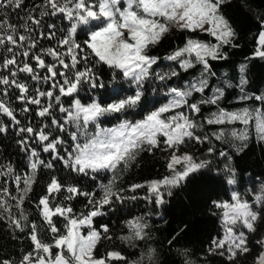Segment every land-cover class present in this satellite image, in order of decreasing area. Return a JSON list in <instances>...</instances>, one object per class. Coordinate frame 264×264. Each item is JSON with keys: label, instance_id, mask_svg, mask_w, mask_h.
Returning <instances> with one entry per match:
<instances>
[{"label": "snow or ice", "instance_id": "snow-or-ice-1", "mask_svg": "<svg viewBox=\"0 0 264 264\" xmlns=\"http://www.w3.org/2000/svg\"><path fill=\"white\" fill-rule=\"evenodd\" d=\"M224 3L225 0H40L28 9L25 0H0V49L9 54L0 58V69L7 72L0 75V116L7 117L13 126H19L18 136L25 134L16 143L20 151L27 154L28 169L17 173L11 162H0V220L9 221V226L21 233L27 229L31 242V250L25 251L18 261L4 257L0 258V264L123 261L126 258L118 251H108L103 256L96 254L102 237H112L108 224L97 228L95 218L104 215L103 210L112 209L115 203L137 199L122 195L124 189L117 188L116 183L119 174L137 161L141 153L151 154L157 149L170 153L166 165L169 175L147 185L133 184L129 189L135 192L147 187L145 199L159 208L166 203V196L173 195V189L183 187L204 170L212 171L211 160L180 152L187 141L209 142V136L198 135L197 130L202 131L206 125L219 126L212 137L229 144L237 154L253 139L264 144V93L247 94L242 86L246 81L242 79V94L237 101H252L254 106L236 110L221 107L225 96L223 88H216L210 96L204 97L209 89L208 78L214 75L210 61L226 60L228 55L223 49L237 47L233 43L236 32L221 11ZM20 9L25 10L23 16L18 15ZM11 13H17V21H13ZM46 17H61L68 26L45 25ZM88 25L92 28L81 42L77 38L78 30ZM45 27L47 31H39ZM173 29L204 33L215 41L189 38L165 57L185 72L197 66L202 69L200 78L185 88L168 87L167 82L179 73L158 71L154 66L160 58L151 54ZM58 32L62 34L58 36ZM42 39L54 40L55 44L45 48L39 44ZM252 58L264 59V25ZM101 66L111 70L113 81L127 82L131 94L121 97L123 87L117 85L108 102L95 96L82 102L79 97L82 90L95 93L106 87L103 73L98 71ZM246 68V64H241L240 72L244 73ZM41 70L46 74L41 75ZM20 73L26 74L37 86L30 88L18 78ZM150 81L160 83L165 102L146 95L145 86ZM42 83L49 87L42 89L39 86ZM13 89L18 93L15 99L22 105L21 114L31 113L35 106V116L40 121L37 126L31 122L20 126L17 109L10 102ZM196 93L201 99L190 102ZM65 98L71 100L66 103ZM204 105L215 106L216 110L199 120L197 117ZM137 107L147 112L142 119L121 118ZM106 117L118 122L106 126ZM52 130L58 134L53 135ZM7 131V126L0 125V133ZM32 143L39 144L43 153H50L51 159H42ZM215 151L214 147H209L207 154L210 156ZM219 156L232 159L224 150ZM54 161L60 162L70 173L91 181H97L103 173H110L111 178L98 185L100 195L97 196L95 191H84L76 184L66 185L52 176L37 204L44 226L42 237L37 224L29 221L24 204L36 182L37 172L41 168L54 169ZM225 170L229 173L227 183L235 185V169L225 165ZM64 192L68 193L63 197L66 201L85 197L88 210L76 212L71 204L55 202ZM254 204L264 208V184L253 194L252 202L242 198L238 191L231 193L230 200L213 201L214 207L220 210L222 235L212 239L210 252L220 256L227 254V259L234 261L238 254L250 251L248 233L256 231L255 224L261 215ZM55 218L63 221L62 226H58ZM125 227L128 235L120 239L129 244L148 236L149 224L144 216L127 219ZM256 243L264 246V238ZM154 259L155 249H149L132 264H145V261L154 264ZM185 264L192 261L186 260ZM256 264H264V251L256 258Z\"/></svg>", "mask_w": 264, "mask_h": 264}, {"label": "trees", "instance_id": "trees-1", "mask_svg": "<svg viewBox=\"0 0 264 264\" xmlns=\"http://www.w3.org/2000/svg\"><path fill=\"white\" fill-rule=\"evenodd\" d=\"M38 3H40V0H25V5L28 9H31L33 4ZM221 11L236 32L233 43L237 47H226L223 49L228 55L226 60L210 61L214 75L208 78L209 89L204 93V97L210 96L216 88H223L225 96L220 102L221 107L227 110H236L242 106H254L252 101L238 102L237 97L242 94L240 91L242 79L246 81L242 86L247 94L264 93V59L252 58L258 34L262 30V25H264V0H225V3L221 6ZM24 14V9L18 10L19 16ZM11 17L13 21H17V13H11ZM50 23H55L58 28H66L68 26V22L61 17H46L44 24ZM81 28L82 30H78L77 38L82 42L92 26H81ZM39 31H47V29L45 27ZM61 34L58 32V36ZM189 38L215 42L211 36L204 33L181 32L173 29L157 47L151 50L152 55L160 58L158 65L154 66L158 71L175 70L179 73L178 76L167 82L168 87L185 88L187 84L200 78L202 71L200 66L185 72L175 62L165 59L175 48L182 47ZM39 44L46 48L53 46L55 41L42 39ZM7 55L9 54L0 49V58ZM20 59L23 60V57ZM46 60L51 62L50 58L46 57ZM30 62L33 65L35 64L34 61ZM241 64L247 65L244 73L240 72ZM98 71L103 73L102 79L106 87L97 90L95 93L82 90L79 93L82 102H88L90 96H95L108 102L112 99L113 90L116 89L117 85H122L123 87L121 97L131 94L130 85L127 82L112 80L111 70L101 66ZM44 74H46L45 70H41V75ZM0 75H7V72L0 69ZM18 78L23 82H27L30 88L37 86L24 73H20ZM39 86L42 89L49 87L45 83ZM145 87L146 95L149 99H159L161 103L166 101V97L163 96L164 89L158 81L147 82ZM17 94L15 89L11 90L10 102L17 109V117L21 121L20 126H26L30 122L33 126H37L40 121L35 116V106H32L33 111L31 113L21 114L19 108L22 105L15 99ZM199 99H201V95L196 93L190 98V102H197ZM70 100L71 98H65L66 103ZM215 110V106L204 105L197 119L203 120L204 117ZM146 114L145 109L137 107L121 118L139 120ZM56 115L60 114L56 113ZM117 122V119L113 117H106L104 120L106 126H112ZM0 125L8 127L6 134L0 133V162H11L17 173L27 172V154L21 152L19 145L16 143L25 134L18 136L17 128L19 126H13L12 122L5 116H0ZM218 127L206 125L202 131L197 130L198 135H208L210 138L209 142L198 144L195 141H187L180 147V152L190 153L199 159L211 160L212 164L210 167L212 171L204 170L202 173L192 177L183 187L173 189V195L170 197L166 196V203L159 208L155 206L154 202L145 199L148 196L147 187L137 189L135 192L129 189L133 184L147 185L152 180L169 175L166 165L170 153L159 149L154 150L151 154L147 152L141 153L137 161L119 174L116 187L124 189L122 195L125 197L136 196L137 199H126L122 204L115 203L112 209L105 208L103 210L105 214L95 218L97 228L102 224H108L109 235L112 237L111 239L102 237L97 246L96 254L98 256H103L108 251H118L126 259L123 261H112L111 264H132L133 261L139 259L142 253H146L149 249H155L154 264H185L186 260H191L192 264H248L244 254H238L234 261H229L227 254L220 256L209 251L212 239L222 235L220 210L214 207L213 201L230 200L231 193L238 191L242 198L252 202L253 194L258 192L261 184H264V144L253 139L248 142L246 149L237 154L235 149L229 144L216 141L212 137V132L216 131ZM236 127L240 126L236 125ZM52 131L53 135L58 134L55 130ZM31 146L40 152L41 158L45 161L51 159V154L43 153L39 144L32 143ZM209 147L216 149L210 156L207 154ZM221 150L227 151L232 159L229 161L220 157L219 152ZM53 163L55 165L54 169L41 168L37 172L36 182L24 204L29 221L37 224L42 237H44V226L37 204L39 198L45 194L47 184L52 176H56L66 185L76 184L84 191H95L97 196L100 195L98 185L107 183L111 178L110 173H103L97 181H91L86 177H79L65 170L58 161ZM225 165L235 169V185L227 183L229 173L225 170ZM66 195L68 193H61L55 202L71 204L76 212H86L88 210L85 208L87 203L85 197L81 196L75 200L66 201L63 199ZM253 206L256 211L261 213L260 219L256 222L260 223L264 219V208L255 204ZM136 216L145 217L149 224L147 229L148 236L143 241H134L129 244L121 240L120 237L128 235V230L125 227L126 220ZM55 219L58 226H62L63 221L59 218ZM256 231L248 233L249 246L252 245L251 238ZM30 250L31 242L28 239V230L25 229V232L21 233L12 229L9 226V221L0 220V258L7 257L18 261L25 251ZM145 264H148V261H145Z\"/></svg>", "mask_w": 264, "mask_h": 264}, {"label": "rangeland", "instance_id": "rangeland-1", "mask_svg": "<svg viewBox=\"0 0 264 264\" xmlns=\"http://www.w3.org/2000/svg\"><path fill=\"white\" fill-rule=\"evenodd\" d=\"M256 227V233L251 238L252 239V245L249 246L250 251L245 255V258L248 260V264H256V258L259 256V254L264 251V246L258 245L256 241L261 240L264 238V219L260 223L255 224ZM245 264V263H244Z\"/></svg>", "mask_w": 264, "mask_h": 264}]
</instances>
